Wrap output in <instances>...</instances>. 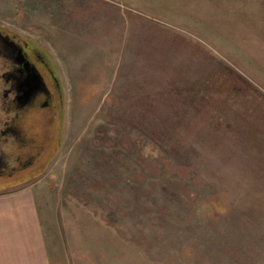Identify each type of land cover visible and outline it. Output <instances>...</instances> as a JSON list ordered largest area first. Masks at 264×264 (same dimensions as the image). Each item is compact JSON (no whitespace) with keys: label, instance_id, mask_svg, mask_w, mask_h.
Here are the masks:
<instances>
[{"label":"rangeland","instance_id":"1","mask_svg":"<svg viewBox=\"0 0 264 264\" xmlns=\"http://www.w3.org/2000/svg\"><path fill=\"white\" fill-rule=\"evenodd\" d=\"M255 10L256 37L234 46L172 27L168 0H0V25L61 86L60 120L28 122L47 124L43 172L0 185L33 189L47 264H264V0Z\"/></svg>","mask_w":264,"mask_h":264},{"label":"flooded vegetation","instance_id":"2","mask_svg":"<svg viewBox=\"0 0 264 264\" xmlns=\"http://www.w3.org/2000/svg\"><path fill=\"white\" fill-rule=\"evenodd\" d=\"M51 67L32 40L0 25V185L34 177L48 163L49 143L40 140L47 124L28 122L38 112H45L46 123L60 120L61 86Z\"/></svg>","mask_w":264,"mask_h":264},{"label":"crops","instance_id":"3","mask_svg":"<svg viewBox=\"0 0 264 264\" xmlns=\"http://www.w3.org/2000/svg\"><path fill=\"white\" fill-rule=\"evenodd\" d=\"M108 1H117L119 4L135 2ZM257 2L258 0H168L169 16L172 17L169 22L176 27L178 23L175 20L179 18L178 22L181 25L184 23L185 28L204 43H213V35L217 37L222 32L225 38L231 39L234 46L246 44V38L256 37V34L251 33V27L254 29L258 21L255 10ZM243 38L245 41H242ZM32 190L26 186L0 194V264H47L38 203Z\"/></svg>","mask_w":264,"mask_h":264},{"label":"trees","instance_id":"4","mask_svg":"<svg viewBox=\"0 0 264 264\" xmlns=\"http://www.w3.org/2000/svg\"><path fill=\"white\" fill-rule=\"evenodd\" d=\"M42 131L44 132V127H42Z\"/></svg>","mask_w":264,"mask_h":264},{"label":"water","instance_id":"5","mask_svg":"<svg viewBox=\"0 0 264 264\" xmlns=\"http://www.w3.org/2000/svg\"><path fill=\"white\" fill-rule=\"evenodd\" d=\"M7 184H9V183H7Z\"/></svg>","mask_w":264,"mask_h":264}]
</instances>
